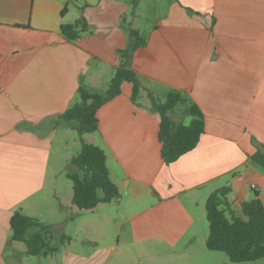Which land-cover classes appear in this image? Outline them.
<instances>
[{"label":"crops","instance_id":"1","mask_svg":"<svg viewBox=\"0 0 264 264\" xmlns=\"http://www.w3.org/2000/svg\"><path fill=\"white\" fill-rule=\"evenodd\" d=\"M130 2L117 0L113 12L100 17L112 28L109 44L119 42L109 56L88 37L62 38L60 25L72 22L70 10L57 0H0V241L16 211L54 232L62 221H78L72 189L63 197L57 180L62 145L75 131L61 114L77 101L80 86L99 92L104 84L92 70L102 71L94 60L115 73L129 27L146 41L128 63L144 88L155 96L180 91L187 102L171 117L183 123L184 109L193 102L203 114L204 132L196 147L166 164L157 136L159 113L144 90L132 100V86L123 81L120 93L98 108L97 131L82 137L106 154L120 194L116 218L129 223L136 242L173 247L183 237L194 238L198 200L204 204L217 188L230 187L228 199L239 216L240 203L254 191L264 205V169L249 158L264 150V0H168L147 36L133 25L138 11ZM127 197L132 203L124 205ZM53 201L63 215L46 221L43 208ZM100 209L101 203L81 211L109 222ZM20 252L11 255L15 264H22Z\"/></svg>","mask_w":264,"mask_h":264},{"label":"trees","instance_id":"2","mask_svg":"<svg viewBox=\"0 0 264 264\" xmlns=\"http://www.w3.org/2000/svg\"><path fill=\"white\" fill-rule=\"evenodd\" d=\"M65 11L66 8L61 10L62 13ZM87 31L88 24L83 16L72 23H62L59 28L62 38L69 42L77 40ZM128 37V46L119 51L123 60L120 61L104 93L80 86L77 101L61 114L63 121L75 123L73 129L79 135L80 151L69 160L76 169L67 172L66 175L71 180V203L80 211L93 209L99 203H106L120 196L118 187L110 178L104 150L86 142L82 137L84 134L97 131L98 108L120 93L123 81H128L132 86V100H136L139 93L145 90L152 107L159 113L157 136L161 143V156L166 164L174 162L196 147L204 132L203 114L193 102H189L184 109L187 115L192 116L188 124L175 121L171 117L177 105L187 102L180 91H169L162 101L144 88L139 76L128 63L131 52L144 46L146 41L139 30L133 27H129ZM249 158L259 166H264V150L261 147ZM229 192L230 187L222 186L212 191L205 200L204 209L208 222L206 248L224 252L232 262L264 258V205L259 192L254 191L252 199L240 203L241 216L233 210L228 199ZM9 226L10 241L21 242L27 255L43 257L52 255L59 250L58 243L52 240L58 239L60 244L70 241L67 234H56L49 224L19 211L11 215Z\"/></svg>","mask_w":264,"mask_h":264},{"label":"rangeland","instance_id":"3","mask_svg":"<svg viewBox=\"0 0 264 264\" xmlns=\"http://www.w3.org/2000/svg\"><path fill=\"white\" fill-rule=\"evenodd\" d=\"M57 1L70 10L67 19L69 18L71 22H74L80 16H83L86 22L88 20L92 21L91 25L87 22L88 31L82 33L81 36L83 38H90L91 41L95 42V46L100 45L99 50H102L103 53L110 56V46L116 45L119 42L109 44L112 28H107L100 17L104 12L103 15L107 12H113L117 7V0ZM121 1L128 2V0ZM130 1L132 5L136 1L133 8L137 7L138 11L136 15L137 22L135 21L133 25L135 23H137V26L140 25L142 33L147 36V32L149 31L148 26H150L149 23L155 22L158 17L164 15L168 0ZM133 8H130V10L132 11ZM125 24L130 26L128 23ZM94 62L102 68L101 72L95 67L92 70L96 72L99 81L104 83L98 86L100 87L98 88L99 93H104L108 87L109 79L114 76V70L111 66L104 65L102 62H99V64L97 60H94ZM160 93L157 97L163 101L166 92ZM181 106L177 105L174 109L177 107L180 108ZM190 117V115L184 114L183 123L187 124ZM71 134L70 140L62 145L63 158L57 164L61 169V174H59L57 180L63 197L71 189V180L65 173L76 169L66 158L74 156L80 151L78 133L73 131ZM260 167L264 169V166ZM117 200L112 199L109 202L101 203L102 209L100 211L106 214V216H109V222L97 220L94 213H86L83 211H78L75 216L78 221H62L61 228H58L60 232H55L56 234H67L70 236V241L60 244L58 239L52 240V242L58 243L59 250L45 257L23 253L25 250L22 243L10 241L11 231L8 224V233L5 231L4 238L0 241V249H2L0 250V264H15L16 260L11 255L21 254V250L23 251V256L19 257V262L22 264H264V258L253 261L232 262L224 252L208 250L206 248L205 238L208 233V222L204 204L201 200H198L199 207L195 209L196 220L192 227L195 230L194 238L189 240L188 237H183L173 247L170 244H155L154 242L152 245H148L145 242H136L129 232V223L124 224L122 219L116 218ZM128 201L132 203L131 198L127 197L123 201V204L126 205ZM53 207L55 208L54 210H52ZM43 209V217L46 221H52L55 215H60L61 213L56 209L54 201L45 203ZM61 214L63 215V213ZM89 220L93 223L97 222L99 225L91 226L88 229L84 224L89 222ZM54 222L57 223V220H54Z\"/></svg>","mask_w":264,"mask_h":264}]
</instances>
